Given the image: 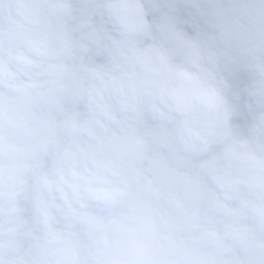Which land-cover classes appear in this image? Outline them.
Wrapping results in <instances>:
<instances>
[{
  "label": "clouds",
  "instance_id": "9594fccd",
  "mask_svg": "<svg viewBox=\"0 0 264 264\" xmlns=\"http://www.w3.org/2000/svg\"><path fill=\"white\" fill-rule=\"evenodd\" d=\"M0 264H264V0H0Z\"/></svg>",
  "mask_w": 264,
  "mask_h": 264
}]
</instances>
